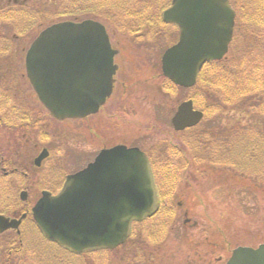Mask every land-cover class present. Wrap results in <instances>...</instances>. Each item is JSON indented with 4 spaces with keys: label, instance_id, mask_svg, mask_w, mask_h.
<instances>
[{
    "label": "rangeland",
    "instance_id": "rangeland-1",
    "mask_svg": "<svg viewBox=\"0 0 264 264\" xmlns=\"http://www.w3.org/2000/svg\"><path fill=\"white\" fill-rule=\"evenodd\" d=\"M253 1L235 2L239 28L229 53L230 60L237 54L240 55L238 62L246 64L264 61V48L257 47L260 42L264 45V14ZM154 36L155 40H145L146 48L136 45L134 50L137 53L135 68L148 67L150 70L128 71L133 86L127 93L114 95L113 99L122 98L106 108L104 126L98 123L100 116L96 115L92 132L82 137L80 133L77 135L78 131L60 129L45 118L44 126L33 130L32 136L27 135L22 142L20 129L24 127L27 132L30 121H23L20 117L29 112L17 103L35 104L37 113H42L43 109L37 107L39 98L29 87L27 76L24 77L25 83L18 77L22 64L18 55L0 63V118L3 119L0 121V158L4 155L0 165V213L11 217L26 212L30 214L29 220L22 222L18 229L10 228L0 233V264H225L234 248L256 247L264 243V167L229 164L223 155L214 158L205 152V146L202 149L204 140L222 147L229 146L235 137L244 134L249 124L257 125L263 132L260 135L264 141V113L248 112V105L261 100L264 91L246 87L244 81L236 87L246 93L227 101L230 87L228 84L225 88L218 87L213 78L215 72L209 73L207 84L203 86L215 87L221 92L210 98L212 105L218 106L219 110L206 117V110L201 105L205 101L196 104L194 100L196 108L205 113V118L194 131H177L172 123L177 106L191 98L196 90L195 87L172 86L162 73V55L177 37L174 27L161 30ZM125 56H128L127 52ZM262 70L264 72V65ZM232 73L237 74L236 82L240 71L228 72L230 79ZM203 86H199L202 94ZM248 95V101L243 104L244 96ZM117 105L113 109V118L107 120L106 116L110 117L107 109ZM81 123L74 122L76 130H80ZM106 124L107 131L120 129L121 135L126 134L131 143L150 155L161 190L162 208L152 218L139 223L122 246L72 256L60 246L57 251L55 245L49 247L36 239V233H32L35 227L29 226L32 210L41 192L50 189L49 179L55 180L52 176L54 170L63 179L69 170L85 166L97 153L93 142L98 134L95 129L105 131ZM43 130L48 135L54 133L57 141L67 136L68 146L76 148L71 152H57L55 163L35 170L31 167L32 158L27 150L36 142L42 145L40 132ZM70 132L72 135H64ZM84 138L92 143L85 146L86 150H81L84 145L80 140ZM16 167L20 168L19 173L15 172ZM24 192L28 195L27 201H22Z\"/></svg>",
    "mask_w": 264,
    "mask_h": 264
},
{
    "label": "water",
    "instance_id": "water-1",
    "mask_svg": "<svg viewBox=\"0 0 264 264\" xmlns=\"http://www.w3.org/2000/svg\"><path fill=\"white\" fill-rule=\"evenodd\" d=\"M235 17L230 0H173L164 19L178 25L180 37L163 56L164 74L178 85L194 86L204 65L227 53ZM116 53L102 24L61 22L46 28L28 50V78L54 117L82 118L96 113L112 94ZM203 117L190 99L179 105L172 122L183 130ZM158 208L149 158L137 147L118 145L69 175L59 194L44 191L33 216L49 239L84 252L118 247L134 221ZM21 220L0 214V233L18 228ZM227 264H264V243L236 248Z\"/></svg>",
    "mask_w": 264,
    "mask_h": 264
},
{
    "label": "flooded vegetation",
    "instance_id": "flooded-vegetation-1",
    "mask_svg": "<svg viewBox=\"0 0 264 264\" xmlns=\"http://www.w3.org/2000/svg\"><path fill=\"white\" fill-rule=\"evenodd\" d=\"M155 3H159L160 6H157ZM167 8L168 0H0V50L8 52L11 49L12 51L17 52L21 57L26 54L29 46L36 39V37L44 29L52 26L53 24L64 21L81 23L86 20H92L99 22L106 27L112 47L117 51L114 59L115 63L118 65V69L114 75L115 80L113 92L96 113L83 118H67L60 120L52 116L50 111L40 100L37 107H39V109L42 107V113L35 112V104L30 105V103H17L19 105L22 104V106L29 112L26 116L22 118L20 117L23 121H30L27 123V132H25L24 127L20 129L22 132L21 136L23 137L22 142L25 140L27 135H29V137L32 136L33 130H36L37 128L41 129L40 127L44 126L43 120H45V118H47L48 123L53 121L60 129L64 128L71 129V131H78L77 135L80 133L81 137L83 135L87 136V133L92 132L93 124H95L93 123L94 116L96 115L100 116L98 123L104 126L103 123H105V116L103 113L106 111V108L111 104V102H116L122 98L121 96L113 99L114 95L127 93L129 88L133 86L132 83L134 81H131V79L128 78V71L150 70L148 67L143 69L135 68L134 61L136 60L137 53H135L134 50L136 49V45H140L141 48H146V46H144L146 39L155 40V34L168 28V23H166L163 19L164 10ZM126 52L128 53V56H125ZM26 76V71H20L18 77L25 83L24 77ZM27 78L28 77H26V80L28 81L29 87L34 91ZM7 82L10 83V80L8 79ZM118 106L119 105L113 106L111 109H107L110 116H106L107 120L113 118V109ZM6 120H8V118ZM0 121H3V119L0 118ZM74 122H82L80 124V130H76V126L73 125ZM107 130V124L105 131L104 129H102V131L95 129V132L98 134H95L93 142H95V152L97 153H93V157L91 156L92 158L87 161L86 165L93 161L103 149L112 148L116 145L140 147L131 143V139H129L126 134L123 133V135H121L120 129L114 128L110 131ZM40 134L42 140H40L37 136L39 138L37 141L40 140L42 145L36 142L35 146L33 144L27 150V154L32 158L33 166L31 164V167L35 170L41 169L44 165H49V163H55V154H57V152L60 153V151L64 152L66 150H70L71 152L74 148H76V146H68V141L65 139L67 136L61 137V140L57 141L54 133L48 135V133L43 130ZM67 134L72 135L71 132L64 133V135ZM128 136L131 137V135ZM26 142L29 143V139H27ZM34 142L35 141H33V143ZM80 142L84 145V149L81 147V150H86L85 146L92 143V140L87 139L86 141L84 138V140H80ZM42 154H44V157L39 160V157ZM85 154H87V152H85ZM1 156L0 165H2V162L4 161V155ZM85 166L69 170L63 179H61L60 174L54 170L56 173L53 171L52 176L55 180L50 178L48 183L52 185L49 186L50 189L45 190L50 191L53 195L57 194L64 186L68 175L81 170ZM2 170L5 171V174H8L5 167H2ZM15 172L19 173L20 168L16 167ZM22 172L23 171H21V173ZM154 173L156 184L159 188L156 171H154ZM45 190H43L41 194ZM40 197L38 199H40ZM27 199L23 200L22 198V201H27ZM161 208L162 204L159 212L161 211ZM4 211H6V209H4ZM29 216L30 214H26L23 222L28 221L29 219L27 220V218H29ZM31 220L33 221V218H31ZM143 221L145 222V220ZM143 221L139 223H142ZM139 223H135L133 225L132 233ZM16 232L18 233V231ZM61 247L66 251H70L63 246H60V248Z\"/></svg>",
    "mask_w": 264,
    "mask_h": 264
},
{
    "label": "trees",
    "instance_id": "trees-1",
    "mask_svg": "<svg viewBox=\"0 0 264 264\" xmlns=\"http://www.w3.org/2000/svg\"><path fill=\"white\" fill-rule=\"evenodd\" d=\"M254 4L258 7L259 11L264 14V0H256ZM251 19V16L248 18ZM261 46H264L262 42H260ZM264 48V47H263ZM4 50H0V63H2ZM235 54V56L230 60L229 57H226L219 61H211L207 63L202 70L199 81L197 85L195 86V90L192 93L191 98H193L196 102V104H201L204 106L206 110V117H209L213 112L218 111L219 107H215L212 105V101L210 98L211 95H220L219 90H215V87H205L203 85L207 84V76L209 73H213V78L218 84V87L225 88L228 84L230 87V95L228 97L231 101L232 99L237 98L238 96H242L246 93V90L240 89L236 87L240 84H246V87H252L256 88L258 90L264 91V72L262 70V66L264 65V61L256 62L253 64H246L238 62L237 57L240 55ZM5 62V60L3 61ZM2 64H0L1 66ZM206 71V73H205ZM230 71H240L239 77L235 82V79L237 78V74L232 73L231 79L227 76L228 72ZM175 86V85H172ZM203 86V94L200 92V87ZM201 93V94H200ZM223 95V93H222ZM224 96V95H223ZM248 96H244L243 98V104H246L248 101ZM261 100L259 101L254 100L253 104L248 105V112H259L264 113V92L261 94ZM240 101V100H239ZM240 101V102H242ZM200 102V103H198ZM235 102V101H233ZM237 106H240L237 105ZM196 130V128L191 129L190 131ZM248 130V131H246ZM246 130L243 131V135H240L238 137H235V139L232 141V143L229 146L222 147L220 144L210 143L208 140L202 141V149L205 146L207 153H209L210 156L214 158H218L223 155V159L225 161H229V164H232L235 162L236 165L256 168V167H264V141L262 138L263 132L260 131V129L257 127V125L249 124ZM240 131V130H239ZM228 149V151H227ZM204 150V149H203ZM179 154V153H178ZM30 227H35L36 232V239L39 240L40 243H44L52 247L54 245H58L55 242H52L51 240L47 239L35 226L34 221L30 222ZM58 246L56 248H58ZM58 250V249H57ZM71 255L75 256L76 254L72 251H68ZM72 264V262H71Z\"/></svg>",
    "mask_w": 264,
    "mask_h": 264
}]
</instances>
